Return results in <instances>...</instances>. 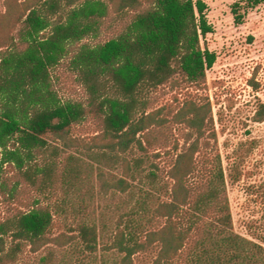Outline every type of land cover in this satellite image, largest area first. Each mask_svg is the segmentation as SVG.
I'll list each match as a JSON object with an SVG mask.
<instances>
[{
	"label": "trees",
	"instance_id": "trees-1",
	"mask_svg": "<svg viewBox=\"0 0 264 264\" xmlns=\"http://www.w3.org/2000/svg\"><path fill=\"white\" fill-rule=\"evenodd\" d=\"M262 3L240 0L231 12L239 23L248 9ZM4 6L0 12L1 164L22 170L23 152L31 159L55 141L72 168L75 156L70 152L75 150L121 162L124 177L109 183L101 171L98 176L106 191L131 196L143 158H134L132 165L128 156L139 150L147 157L152 145L149 132L183 125L195 138L186 139L179 152L175 141L154 203L136 201L116 223L109 249L121 257L112 264H135L138 255L142 264H264V246L234 230L220 157H199L200 139L216 138L208 97L201 102L192 93L169 116L162 114L165 107L146 111V91L165 84L199 88L205 83L216 55L201 46L212 32L203 0H4ZM109 18L111 24L124 22L119 32L94 45L80 43L97 37ZM70 54L69 66L89 92L88 105L102 119L100 133L90 140L70 132L85 119V107L61 101L52 87L51 70ZM107 91L112 94H104ZM253 120L264 122V103H258ZM153 156H160L159 151ZM24 175L29 177V171ZM147 177L154 179L156 173L150 170ZM145 194L151 200L153 193ZM55 223L48 205L19 211L1 222L0 264L16 262L24 246L35 253L49 243L65 247L76 240L83 252L97 251L100 233L95 222L82 216L70 229L75 235L52 236ZM52 256L53 251H48L44 259Z\"/></svg>",
	"mask_w": 264,
	"mask_h": 264
},
{
	"label": "rangeland",
	"instance_id": "rangeland-1",
	"mask_svg": "<svg viewBox=\"0 0 264 264\" xmlns=\"http://www.w3.org/2000/svg\"><path fill=\"white\" fill-rule=\"evenodd\" d=\"M203 1L207 4L206 17L212 32L201 40V46L216 55L213 66L206 71L205 83L199 88L188 87L186 83L172 88L165 84L146 91V111L165 107L162 114L169 116L192 93L201 102L208 97L216 138L200 139L199 157L201 160L203 156L220 157L234 230L264 246V122L253 120L258 103H264V3L248 9L238 23L231 7L240 0ZM4 11V0H0V12ZM123 24H111L110 18L106 19L97 37H88L80 43L102 42L119 32ZM71 56L51 70L52 87L61 101L79 102L85 107V119L74 124L70 132L73 137L90 140L100 133L102 119L95 107L88 105L89 92L78 72L70 68ZM149 135L152 145L147 157L139 150L128 156L132 165L134 158H143L140 171L132 180L135 188L131 196L114 189L106 191L98 176L101 171L109 183L124 177L121 162L93 158L91 154L75 150L70 152L75 156L72 168L59 142L51 141L49 147L36 151L31 159L23 152L22 170L15 165L1 164L0 155V223L19 211L48 205L56 220L52 236L61 232L75 235L70 229L82 216L95 222L100 233L98 249L93 254L83 252L76 240L65 247L49 243L35 253L24 246L16 262L9 264H112L120 260L121 255L109 249L116 223L129 213L136 201L145 199L150 206L154 203L175 153V141L179 152L186 139L195 138L179 124L155 129ZM158 151L160 156L154 157L153 153ZM51 165L49 174L47 169ZM150 170L156 173L154 179L147 177ZM25 171H29V177L24 175ZM148 190L153 193L151 200L145 194ZM6 241L9 246V239ZM48 251H53V256L44 259ZM135 264H142L140 255Z\"/></svg>",
	"mask_w": 264,
	"mask_h": 264
}]
</instances>
